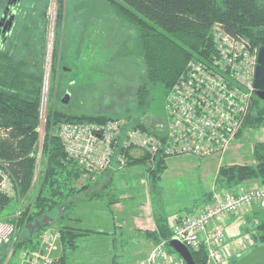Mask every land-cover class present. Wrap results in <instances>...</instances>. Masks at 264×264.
Masks as SVG:
<instances>
[{
  "label": "trees",
  "instance_id": "1",
  "mask_svg": "<svg viewBox=\"0 0 264 264\" xmlns=\"http://www.w3.org/2000/svg\"><path fill=\"white\" fill-rule=\"evenodd\" d=\"M21 1L23 0L13 4L14 7L17 5L18 9L12 24L14 32L5 37L4 43H0V121L6 123L0 125V170L2 171L0 172V220L16 224L17 233L13 240L16 244L15 250L24 247L36 249L40 244L41 233L55 223L52 218L45 220L46 216L58 210L56 222L59 223L57 226L60 230L59 241L65 251L78 247L79 238L90 232L67 223L68 219H72L71 209L78 199L104 198L108 204H114L119 199L110 185L101 188L94 185L96 182L91 177L96 179L99 173H90L87 175L88 179L80 182L86 171L65 151L58 135L60 124L105 122L127 118L123 133L124 129L129 128H139L154 133L158 127L156 123L164 120L166 112L162 117L153 118L154 123L134 122L129 115L64 112L55 107L51 101L47 108L40 171L34 181L40 146L39 126L45 62V52L41 51V46L46 34V28L42 23L46 13L38 7V4H44V0H32L33 16L28 18V6L25 3L21 4ZM57 2V25L61 30L65 20L69 22L72 16L66 18L65 0H57ZM110 2L112 7L109 13L115 15L120 22L134 26L138 32L146 71V80L136 91L139 107H145L149 103L156 88L163 91L165 103L167 92L186 71L191 60L208 59L215 55L212 26L216 22L222 23L228 32L245 37L253 46L258 48L264 46V0H110ZM72 10L83 9L72 7ZM98 19L94 18V21ZM88 30L81 49L87 39ZM60 60L62 57L56 48L53 57V72L56 76L60 74L58 73ZM262 124H264V99L255 93L250 112L237 138L241 137L246 129L257 128ZM116 147L118 153L124 154L122 139ZM125 154L128 159L122 166L147 164L146 170L151 180L150 191L157 189L161 175L167 167V158L157 154L150 159L148 154L141 152L134 154L128 149ZM253 157L255 159L253 163L231 162L220 165L216 176L218 189L235 194L246 181L263 184L264 141H257L254 144ZM2 173L8 175L12 185L11 190L15 191L13 195L1 189ZM212 192L207 194V202L211 200ZM22 198H29V202L20 206L21 213L18 216H13ZM12 200L16 202L15 210L4 213ZM160 203L159 199L152 201L156 230L150 234L155 243L169 240L173 236L168 215L164 213ZM195 206L189 207L188 213L192 212ZM182 216L184 215L177 214L175 219L179 220ZM245 232L252 234L254 244L259 240L264 241V219L257 221L255 227L247 226ZM8 247L9 244L0 247V264L6 259ZM169 250L175 253L171 247ZM190 250L197 264H208L205 247L199 250L190 248ZM66 258L63 254L62 261Z\"/></svg>",
  "mask_w": 264,
  "mask_h": 264
},
{
  "label": "rangeland",
  "instance_id": "2",
  "mask_svg": "<svg viewBox=\"0 0 264 264\" xmlns=\"http://www.w3.org/2000/svg\"><path fill=\"white\" fill-rule=\"evenodd\" d=\"M8 1L0 0V20ZM44 1V4H38V7L46 13L42 23V26L46 28V34L44 40L41 39V51L45 52L44 88L39 126L38 166L34 181L40 171L47 108L51 101L55 107L64 112L129 115L131 121L134 122L152 123L153 118L162 117L165 112L164 95L160 88L154 90L153 97L145 107L137 105L136 91L146 80V71L138 32L134 26L120 22L115 15L110 13L100 17L95 24L89 27L87 39L77 58L76 42L81 30V22L87 16V11L85 9L73 11V5L79 0H65L66 18L68 16L72 18L69 22L65 20L59 30L57 0ZM22 3L28 6V18L32 17L33 1L23 0ZM11 7L17 15V5L15 7L11 5ZM13 27L14 25L6 33L0 28L1 44L5 42V37L7 38L14 32ZM56 48L62 57L58 66L59 76L54 75L53 72V57ZM67 93L70 96L65 102L63 98ZM257 141H264V124L257 128L246 129L241 137H236L230 150L223 156L200 158L185 154L173 155L167 159V167L161 175L157 189L151 191V180L146 170L147 164H133L124 167V170L114 171L113 182L116 187V196L123 206L108 204L104 198L81 197L78 199L71 209L72 219H68L67 223L90 232L79 238L76 248L63 251L62 244L60 241L57 242L56 250L63 251L67 257L63 264H111L115 253L114 229L124 221V215L131 219L134 218L139 212V207L149 204L150 199L153 202L159 199L173 227V220L177 214L187 215L189 207L196 205V208L203 205L207 202L209 192L213 191V195L214 192L220 190L216 183L220 165L231 162H255L253 146ZM88 178L84 176L80 182ZM91 179L94 180L95 177ZM9 185L11 188L10 182ZM13 191H10L12 195L15 192ZM28 202L29 198H22L16 208V202L12 200L4 213L14 211L15 208L17 210ZM57 211L48 214L45 218V220L54 219L55 223L50 227L57 228L59 224L56 222ZM256 214V218L254 214H248L250 220L246 219L245 215L237 214L235 223L226 228L227 238L232 239L233 236L240 235V225L244 226L245 223L247 225L256 220H262L264 210L259 209ZM247 245L252 246L250 242H247ZM250 249L237 264H257L256 260L260 261L259 264H264V243L259 248Z\"/></svg>",
  "mask_w": 264,
  "mask_h": 264
},
{
  "label": "built area",
  "instance_id": "3",
  "mask_svg": "<svg viewBox=\"0 0 264 264\" xmlns=\"http://www.w3.org/2000/svg\"><path fill=\"white\" fill-rule=\"evenodd\" d=\"M216 53L208 59L191 60L165 98V118L156 123L154 133L139 128L124 129L125 119L105 122H64L58 135L67 154L86 171L101 173L114 159L122 166L128 157L126 150H138L150 159L160 154L193 155L200 158L223 156L227 153L250 112L256 93L254 74L258 47L241 35L226 30L222 23L212 27ZM122 139L124 154L116 151ZM135 154V153H134ZM0 172H2L0 170ZM1 189L11 191L9 177L2 173ZM96 176V175H94ZM254 205L264 207V183L243 188L238 193L219 190L210 201L175 220L173 236L189 248L205 247L208 264H229L241 249L254 244L250 232L227 239L226 217ZM18 208L13 216H18ZM14 222L0 220V247L9 244L3 264H56L54 257L60 230L46 228L36 249L15 250ZM168 240L155 243L148 257L136 264H186L169 250Z\"/></svg>",
  "mask_w": 264,
  "mask_h": 264
},
{
  "label": "crops",
  "instance_id": "4",
  "mask_svg": "<svg viewBox=\"0 0 264 264\" xmlns=\"http://www.w3.org/2000/svg\"><path fill=\"white\" fill-rule=\"evenodd\" d=\"M133 152L139 153L138 150H134ZM118 169L124 170V166H119V163L116 161V159H114L112 165L109 166L104 171H102L101 173H99L98 177L93 180L94 182H96L94 185H96L97 188L110 185L111 188L114 189V192H115L116 187L113 182L114 175H115L114 171ZM259 184L260 183L256 181H248V182L246 181L245 184L243 183L240 186V190H242L243 188H246L247 186L249 187V185L256 186ZM119 205L123 206V204H121L119 200L114 203V206H119ZM138 206H141V205H138ZM259 209L264 210V207L260 205H254L252 208L245 209L241 212L229 214L226 217L225 234H226L227 226H230L231 224L235 223V220H236L235 217L237 216V214L245 215L246 219L250 220V215L248 214H251V215L254 214L256 218L257 217L256 213L259 212ZM138 210L139 212L136 213L135 217L132 219L124 215V218H123L124 221L118 224L116 226V229H114L115 234H113V240H114V252L115 253L113 255L111 264H136L138 261L146 259L149 253L151 252L153 246L155 245V242L150 234V232L156 230V222L154 218V212H153V206H152L151 199H150L149 204L142 205V207H139ZM175 218L173 220V223L176 220ZM240 220H242L241 216H240ZM257 221L259 220H256L254 221V223L247 224V225L245 223L244 226L243 224L240 225L239 226L240 233L241 234L244 233L247 226L249 228L255 227V223ZM226 237H227V234H226ZM234 237L235 236H233V238ZM227 239H230V238H227ZM262 243H264V241L259 240L257 244H253L252 246L248 248L239 250L237 254L232 257L229 264H237L242 258L245 257L246 254H248V251L250 248H259V246L262 245ZM56 251H54L53 253L54 257L58 258V261L56 264H63L66 261V259L62 261L64 250L63 251L58 250L57 252ZM174 254H176V252ZM256 262L257 264L260 263L259 260H256Z\"/></svg>",
  "mask_w": 264,
  "mask_h": 264
},
{
  "label": "water",
  "instance_id": "5",
  "mask_svg": "<svg viewBox=\"0 0 264 264\" xmlns=\"http://www.w3.org/2000/svg\"><path fill=\"white\" fill-rule=\"evenodd\" d=\"M17 0H9L8 4L5 8V16L0 21V26L3 25V32L6 33L12 26L15 10L12 11L11 15L6 18L8 10L12 4L16 3ZM75 9H86L87 16L82 20L81 25L82 28L79 32V38L76 45V57L79 56L81 52L82 43L85 39L86 32L88 28L95 23L94 18H100L103 15H106L110 12L112 4L110 0H79L77 3L73 5ZM65 69H69L68 67H64ZM254 85L256 88V94L264 99V46H260L258 49V57L256 70L254 74ZM70 94L67 93L63 98V101H68ZM4 121H0V125H5ZM168 245L178 253L185 261L186 264H197L194 261L192 252L190 248L183 243L178 237H171L168 240Z\"/></svg>",
  "mask_w": 264,
  "mask_h": 264
},
{
  "label": "flooded vegetation",
  "instance_id": "6",
  "mask_svg": "<svg viewBox=\"0 0 264 264\" xmlns=\"http://www.w3.org/2000/svg\"><path fill=\"white\" fill-rule=\"evenodd\" d=\"M14 4H15V3H14ZM12 5H13V4H12ZM12 8H13V7H10V10H8L6 18H8V17L11 15L12 11L14 10V9H12ZM5 15H6V14H5V12H4L3 17H4ZM3 17H2V18H3ZM0 21H1V20H0ZM0 28L3 29V25L0 26ZM2 32H3V30H2Z\"/></svg>",
  "mask_w": 264,
  "mask_h": 264
},
{
  "label": "bare ground",
  "instance_id": "7",
  "mask_svg": "<svg viewBox=\"0 0 264 264\" xmlns=\"http://www.w3.org/2000/svg\"><path fill=\"white\" fill-rule=\"evenodd\" d=\"M213 27V26H212Z\"/></svg>",
  "mask_w": 264,
  "mask_h": 264
}]
</instances>
